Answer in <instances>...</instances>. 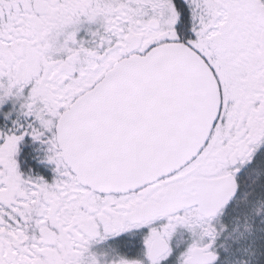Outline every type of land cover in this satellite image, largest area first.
Instances as JSON below:
<instances>
[{"label":"snow or ice","instance_id":"obj_1","mask_svg":"<svg viewBox=\"0 0 264 264\" xmlns=\"http://www.w3.org/2000/svg\"><path fill=\"white\" fill-rule=\"evenodd\" d=\"M0 264H264V0H0Z\"/></svg>","mask_w":264,"mask_h":264}]
</instances>
